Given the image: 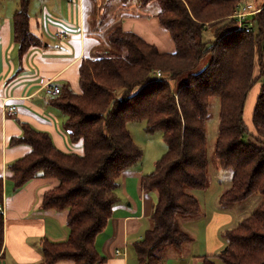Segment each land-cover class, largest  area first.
<instances>
[{"label": "trees", "instance_id": "trees-1", "mask_svg": "<svg viewBox=\"0 0 264 264\" xmlns=\"http://www.w3.org/2000/svg\"><path fill=\"white\" fill-rule=\"evenodd\" d=\"M137 1L157 5L156 15L169 30L175 51L161 52L137 33L114 26L107 35L111 47L82 60L81 92L63 85L50 100L66 115L64 128L83 152L59 149L48 132L26 122H20L23 132L11 141L31 147L8 166L14 190L36 177L56 178L57 185L43 194L42 206L68 211V237L41 240L42 264L102 260L95 240L112 216L118 179L143 155L129 121H145L149 131L161 130L167 146L154 170L141 178L142 189L155 192L156 201L151 226L134 244L137 264H162V249H180L191 241L180 220L201 210L192 190L208 186L207 123L216 101L214 152L220 166L232 170L219 204L226 207L254 193L261 199L250 215L223 232V249L205 255L201 264H264V0L250 1L263 9L247 18L249 32L238 29L232 16L237 2L248 0ZM29 3L19 0L13 14L21 56L42 43L30 30ZM210 27H215L214 35L206 39ZM252 90L255 101L246 119ZM3 193L0 177V205ZM3 243L0 211V255Z\"/></svg>", "mask_w": 264, "mask_h": 264}, {"label": "crops", "instance_id": "crops-1", "mask_svg": "<svg viewBox=\"0 0 264 264\" xmlns=\"http://www.w3.org/2000/svg\"><path fill=\"white\" fill-rule=\"evenodd\" d=\"M108 1L112 9L102 14L100 9L99 13L97 10L101 0L95 10L92 0H30V30L42 43L31 46L22 56L13 37V14L19 0H6V13L0 10V177L4 184V243L0 264H42V238L62 241L69 234L66 223L68 211L46 210L42 206L43 194L55 187L58 180L36 177L14 190L10 179L12 173L8 168L31 151L26 143L11 142L23 132L20 122L48 132L54 145L63 151L83 152L81 143L71 141L64 128L66 115L50 101L54 95L48 94L43 84L68 85L74 92L80 93L79 69L82 60L99 51L101 38L107 46V35L118 24L124 31H133L155 44L161 52H174L176 49L169 30L161 25L156 15L158 9L148 16H139L136 12H125L137 2ZM2 3L0 0V9ZM64 11L65 14H62ZM93 14L97 20L94 27L90 22ZM47 18H51L50 21ZM59 31L65 34L64 38L56 35ZM9 105L17 107L13 115L6 113ZM247 107L250 116L251 107L249 104ZM135 164L124 170L118 179L115 190L118 200L112 216L96 236V248L102 256L96 264H137L134 244L143 239L151 226L156 194L152 196L142 189L141 178L148 173L135 167ZM216 204L214 211L224 215L227 208L220 206L219 197ZM201 214L202 208L198 216L182 218L180 224L191 236L198 234L196 237L201 239L199 248L204 247V251L197 252L193 246L196 241L190 245L189 241L187 246L175 248L162 260V264H201L205 255H214L223 249L226 241L224 244L218 237L232 227H224V220L214 228L206 221H201L198 227L194 223ZM54 264L74 262L62 259Z\"/></svg>", "mask_w": 264, "mask_h": 264}, {"label": "rangeland", "instance_id": "rangeland-1", "mask_svg": "<svg viewBox=\"0 0 264 264\" xmlns=\"http://www.w3.org/2000/svg\"><path fill=\"white\" fill-rule=\"evenodd\" d=\"M64 1L73 2V0H64ZM99 1L100 0H96V1L92 0L94 10H95L96 5L100 4ZM119 1L121 0H118L117 2ZM128 1L132 2V4H134V2H137V5L133 6L132 9L127 8L125 12H130V13L136 12L137 15L139 16H148L154 13L153 10L158 9L155 3H150L147 6H143L136 0H128ZM248 1H254V0H248ZM2 2L3 3H2V7L0 10L1 12L6 13V0H2ZM101 3L102 4L97 6L98 13H99V9H100V12H102V14L106 13L107 11L109 12V9H112L110 7L111 3H109V1L107 3V0H101ZM63 13L65 14V11L62 12V14ZM117 16L119 17L120 14L118 13ZM50 19L47 18V21H50ZM59 20H62V19L59 18ZM56 21L58 20L56 19ZM96 21L97 20L95 18V14L91 15L90 17L91 26L94 27L96 25ZM214 30H215V27H210L206 29V31L204 32V37L206 39L213 38ZM93 32L95 33V31ZM100 40H101V44L98 47V50H106L107 49L106 47L108 46H109L108 48L111 47L109 42H107L108 44L106 46L105 45L106 41L102 40V38ZM56 82L57 81H55L54 83ZM255 88L256 86L254 87V89ZM254 94H255V90H252L249 94V99L247 103V105L249 104L251 109L255 101ZM214 104L215 105L212 106L213 117L207 123V156H208L209 182H208V186L204 189L192 190L193 194L198 198L201 204V208H202V214L199 217H197L198 219H195L196 223L194 224H198V227H199V224L201 221H203V223L206 221V222H210L211 226L214 228L220 222L224 220L225 222L223 223L226 224L224 227H233V226L235 227L238 221H240L244 217H247L248 215H250L252 211H254V209L257 207V205L260 202L261 195L254 193L244 201L236 202V203L230 204L229 206H226L225 208L227 209L224 215H221L220 213H217L216 211H214V207L217 206L216 204L217 198L231 184V179H232V170L230 168L229 169L222 168L214 152V146H215V141H216V136H217L218 102L216 101ZM247 108L248 107L246 106L245 108L246 119H248L249 117ZM127 125H128V129L131 133L133 140L136 142L138 146H140V148L143 151L142 158L135 164V167L138 166L140 168H143V170H145L146 173L152 172L155 168L156 161L163 155V153L166 151V148H167L166 142L163 138L162 131L161 130L149 131L146 128L145 121H129ZM150 194L154 196L155 192L152 191L150 192ZM227 217H229L228 222H227ZM202 226L203 225H201V229H202ZM196 229L198 233H201L200 229H198L197 227ZM196 236H198L197 233H195L194 236H192V239L189 242V245L192 244L194 241H196L195 245L193 246L197 250V252L199 250L204 251V247L199 248V244H201V239ZM218 240L219 241L221 240L225 244L226 240L223 236V233H222V236L218 237ZM185 246H187V244ZM173 250H175V248L171 246H168L162 249L160 252L162 259L165 260L167 255L172 253ZM217 261L219 260L217 259Z\"/></svg>", "mask_w": 264, "mask_h": 264}, {"label": "built area", "instance_id": "built-area-1", "mask_svg": "<svg viewBox=\"0 0 264 264\" xmlns=\"http://www.w3.org/2000/svg\"><path fill=\"white\" fill-rule=\"evenodd\" d=\"M262 7H255L252 2L250 1H238L236 4V9L234 14L232 15L238 20V29L244 31H251L252 23L247 20L253 14L261 11ZM57 36L60 38H64L65 34L61 31L56 33ZM157 76H162L161 71H156ZM43 88L48 94L56 95L60 92V86L52 85L50 82H46L43 84ZM16 105H9L6 107V113L8 115H13L16 112ZM0 211H3V205H0Z\"/></svg>", "mask_w": 264, "mask_h": 264}]
</instances>
